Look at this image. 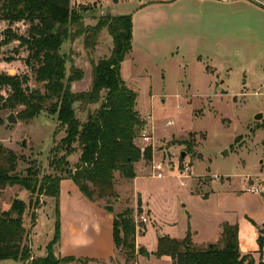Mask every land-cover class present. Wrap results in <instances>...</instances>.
I'll list each match as a JSON object with an SVG mask.
<instances>
[{"label":"rangeland","instance_id":"374dc122","mask_svg":"<svg viewBox=\"0 0 264 264\" xmlns=\"http://www.w3.org/2000/svg\"><path fill=\"white\" fill-rule=\"evenodd\" d=\"M71 6L83 15L86 26L96 25L104 13L133 16V48L122 62L121 74L138 93L137 108L145 120L136 144L142 151L151 145L152 158L136 163L135 181L116 171L119 196L111 200L113 208L121 212L132 208L134 221L145 217L146 225L154 217L163 231L176 237H185L190 228L196 247L217 240L220 223H240L236 211L223 207L240 204L242 196L247 200L243 205L263 218L264 0H71ZM28 27L23 21L10 24L0 18V71L27 75L29 87L43 90L33 67L25 61L26 48L19 47L17 40L4 43L5 30L27 34ZM111 49L112 37L104 29L92 58L107 57ZM62 52L69 59L68 74L72 65L85 72L72 90H88L92 66L83 38L66 41ZM8 92L7 88L0 90V144L19 156V172L33 161L41 176L53 173L50 151L65 136V129L56 114L47 111L32 119L20 118L23 107L10 110L2 99ZM75 109L80 119L86 118L87 110L80 103ZM10 113L15 114L16 123L8 122ZM258 113L262 117L256 119ZM144 130L151 135V144L140 138ZM78 159L79 152L69 157L73 165ZM155 161H164L163 178L151 176ZM188 164L190 175L186 177L180 171ZM245 183L249 191H244ZM15 198L27 204L32 200L24 223L32 243L42 248L36 251L46 249L55 234V198L32 195L20 185L7 186L0 190V209L9 208ZM33 211L37 214L34 224ZM152 236L147 237L151 245ZM220 241L213 244L222 246ZM121 252L117 248L113 263H125ZM138 258L137 253L135 261ZM4 262L0 264H8ZM139 264H163V259L143 257Z\"/></svg>","mask_w":264,"mask_h":264},{"label":"trees","instance_id":"16d2710c","mask_svg":"<svg viewBox=\"0 0 264 264\" xmlns=\"http://www.w3.org/2000/svg\"><path fill=\"white\" fill-rule=\"evenodd\" d=\"M0 18L10 24L26 22L27 34H18L11 28L3 32L4 43L19 41L28 55L26 63L35 72L40 87H29L27 75H10L0 71V90L9 89L6 107L16 110L23 107L18 116L32 119L42 111L56 114L65 129V136L50 151L49 164L53 173L41 176L36 163L30 162L23 172L18 171L19 156L0 144V190L20 185L32 195L55 198L56 222L53 239L46 245V255L38 256L33 250L31 235L25 226L26 209L31 208L22 198H15L9 208L0 209V260L12 259L22 264H67L74 257H60L55 244L61 235L59 196L61 181L71 178L81 192L91 201L105 200V208L114 212L111 200L118 198L115 173L124 178L137 177L136 163L150 161L151 145L144 151L136 144L138 132L145 124L137 108L138 93L130 88L121 74L122 62L133 48L132 14H102L96 25H85L83 15L74 12L71 0H0ZM106 29L112 37V49L107 57L95 61L92 57L97 42ZM83 38L92 66V80L88 90L74 91L72 84L84 78L82 68L71 66L67 73L68 57L62 52L66 41ZM1 103V102H0ZM87 110L85 119L77 116L75 104ZM98 104L95 109L89 106ZM2 107V106H1ZM79 152L73 165L69 157ZM27 204V206H26ZM38 208V207H37ZM141 210V209H140ZM32 224L37 214L32 212ZM134 221L133 209L126 208L114 217L116 249L124 255L126 263H134L137 253L149 256L150 252L139 247L136 236L146 231L140 222ZM222 246L213 244L196 247L189 228L184 238L163 235L153 254L169 255L171 264H257L251 253L242 254L239 249L238 224L224 222ZM260 246L264 244L259 239ZM258 264H264L260 261Z\"/></svg>","mask_w":264,"mask_h":264},{"label":"crops","instance_id":"0c3cea01","mask_svg":"<svg viewBox=\"0 0 264 264\" xmlns=\"http://www.w3.org/2000/svg\"><path fill=\"white\" fill-rule=\"evenodd\" d=\"M137 178L138 177H136L134 181L137 180ZM262 181L264 180L260 182ZM116 190L119 191L117 187ZM249 190L250 189L246 187L244 191ZM242 197L238 199L240 204L235 203V205H232L230 208L223 207V209H225V211H236L238 214V221H240V223H237L238 241L241 253H251L257 260L264 261V244L261 247L259 242L260 238L264 240V233L259 232L261 228H264V217L257 218V213L253 211L252 207L243 205L247 200L241 199ZM114 209V212H111L105 208V203L102 201H91L88 199L71 178L63 179L61 181L59 196L61 235L56 245V254L60 257L71 256L75 258L74 261L67 264H118L112 262V258L117 252L114 240V217L116 213L121 211H117L116 208ZM150 213H152L151 209ZM230 223L236 222L232 221ZM222 227L223 224L220 223V235L217 240L196 245L203 247L210 243L218 242L222 237ZM146 228L145 233L136 236V245L137 247H146L150 255L145 256L138 253L139 258L135 261L136 264H139L140 258L157 257L153 252L157 249L158 238L162 236L161 233H163V235L176 237L170 231H163V227L154 217L153 220L149 221L146 225ZM150 233H152V237H154L152 245L147 241V237ZM32 247L36 255H46V249L44 248L42 250L43 252L39 250L36 251L37 248L40 250L42 249L40 245L35 246V244H33ZM157 258L163 259V264L172 263V258L169 255ZM5 260L12 259H4L0 260V262H4ZM4 263L21 264V262L15 260L5 261ZM120 263L126 264V260L125 263L122 261Z\"/></svg>","mask_w":264,"mask_h":264},{"label":"built area","instance_id":"2783aa9c","mask_svg":"<svg viewBox=\"0 0 264 264\" xmlns=\"http://www.w3.org/2000/svg\"><path fill=\"white\" fill-rule=\"evenodd\" d=\"M140 138H142L144 143L151 144V135L148 134L145 130L141 133ZM166 169L164 161H155L151 165V176H155L158 178H163L166 175ZM182 175L184 176H189L190 175V165H186L182 171ZM182 183H185L182 181ZM256 191H259V189L256 188ZM147 219L145 217L138 218L136 217V223H137V229H139V224L140 222H145Z\"/></svg>","mask_w":264,"mask_h":264},{"label":"water","instance_id":"95a60500","mask_svg":"<svg viewBox=\"0 0 264 264\" xmlns=\"http://www.w3.org/2000/svg\"><path fill=\"white\" fill-rule=\"evenodd\" d=\"M4 106H5V105H4ZM261 117H262V114H261V113H258V114L255 115V118H256V119H259V118H261ZM7 120H8V122H10V123H16V122H17V118H16V116H15L14 113H10V114L7 116ZM182 156H183V157L185 156V152L182 153ZM261 183L264 185V181H262ZM259 232L264 233V228H261V229L259 230ZM209 245L212 246L213 243H210Z\"/></svg>","mask_w":264,"mask_h":264}]
</instances>
